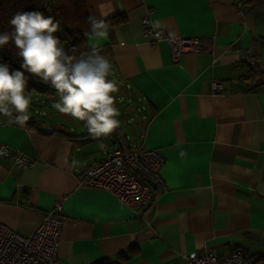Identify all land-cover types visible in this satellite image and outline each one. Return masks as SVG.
I'll return each instance as SVG.
<instances>
[{
    "label": "crops",
    "instance_id": "0c3cea01",
    "mask_svg": "<svg viewBox=\"0 0 264 264\" xmlns=\"http://www.w3.org/2000/svg\"><path fill=\"white\" fill-rule=\"evenodd\" d=\"M87 6L104 20L126 15L107 23L99 51L113 62L109 78L120 84L114 94L120 129L132 143L146 132L144 144L165 157L169 189L153 185V197L133 208L105 189L79 186L86 166L105 157V137L92 138L85 122L70 116L63 122L60 113H32L36 124L23 127L0 116V140L34 161L20 167L0 157V222L30 235L67 196L53 264H187L193 251L228 255L235 248L255 254L244 264H264V0H87ZM145 17L169 35L200 38L202 51L175 59L168 39L147 33ZM216 81L224 85L221 94L213 93Z\"/></svg>",
    "mask_w": 264,
    "mask_h": 264
},
{
    "label": "clouds",
    "instance_id": "9594fccd",
    "mask_svg": "<svg viewBox=\"0 0 264 264\" xmlns=\"http://www.w3.org/2000/svg\"><path fill=\"white\" fill-rule=\"evenodd\" d=\"M107 13L102 12L101 16ZM12 31L0 32V48L10 42L21 58V70H10L0 63V116L8 123L25 126L32 118L33 96L27 91L29 76L52 86L59 99L51 106L60 114L85 122L92 138L108 137L120 126L116 96L120 84L114 75L113 62L100 54L99 48L109 35L103 18L89 16L91 30L85 32L90 51L69 55L65 43L55 35L59 20L39 11H19L9 20ZM160 21L153 28H161ZM175 33H170V39ZM27 72L29 75H26ZM46 115V113H44ZM181 155H184L181 152Z\"/></svg>",
    "mask_w": 264,
    "mask_h": 264
},
{
    "label": "built area",
    "instance_id": "2783aa9c",
    "mask_svg": "<svg viewBox=\"0 0 264 264\" xmlns=\"http://www.w3.org/2000/svg\"><path fill=\"white\" fill-rule=\"evenodd\" d=\"M143 22L147 33L155 34L157 41H170L175 59L186 52L202 51L198 37L180 35L170 39L167 30L153 28L149 17L143 18ZM223 87L222 82H214L213 93L221 94ZM115 134V144H112L111 138H104L105 157L96 164L86 166L79 174L78 185L105 189L121 202L140 208L153 197V185L163 191L169 189L168 182L161 173L165 157L157 149L144 144L146 132L141 134V143L130 142L120 127ZM0 157L10 158L20 167L34 164L26 152L12 148L1 140ZM66 198L67 196H62L55 202L30 235H23L0 222V264H53L59 253L63 203ZM186 259L187 264H244L257 258L255 254H249L242 248H235L228 255H220L215 249L205 253L193 251L186 254Z\"/></svg>",
    "mask_w": 264,
    "mask_h": 264
},
{
    "label": "trees",
    "instance_id": "16d2710c",
    "mask_svg": "<svg viewBox=\"0 0 264 264\" xmlns=\"http://www.w3.org/2000/svg\"><path fill=\"white\" fill-rule=\"evenodd\" d=\"M19 11H39L45 17H53L59 20L60 29L55 33L63 43L69 55H79L90 51L87 47L88 37L85 32L91 30L88 17L92 16L87 6V0H0V32L12 31L9 23L11 17ZM126 19L124 13L115 14L105 19L106 23L117 24ZM0 63L10 66V70H21V58L17 55V49L11 42L4 48H0ZM26 75H29L25 72ZM27 91L55 94L56 90L34 76H29ZM28 123L35 125L36 121ZM262 259L264 257H261ZM112 264V263H110Z\"/></svg>",
    "mask_w": 264,
    "mask_h": 264
},
{
    "label": "rangeland",
    "instance_id": "374dc122",
    "mask_svg": "<svg viewBox=\"0 0 264 264\" xmlns=\"http://www.w3.org/2000/svg\"><path fill=\"white\" fill-rule=\"evenodd\" d=\"M42 96L43 97L38 99V100L34 99V96H33V102H32V106H31L30 111L33 113V115H39V116H43L46 118L57 117L56 115H59V112L57 110H55L54 108H52L51 105L59 99L58 94L57 93H55V94L42 93ZM36 111H38V112H36ZM44 113H46V115H44ZM135 114L142 115L138 111H136ZM58 117L62 118L60 120L63 122H65L64 118L67 119L66 115L58 116ZM127 125H126V127H127Z\"/></svg>",
    "mask_w": 264,
    "mask_h": 264
},
{
    "label": "water",
    "instance_id": "95a60500",
    "mask_svg": "<svg viewBox=\"0 0 264 264\" xmlns=\"http://www.w3.org/2000/svg\"><path fill=\"white\" fill-rule=\"evenodd\" d=\"M39 129H40L41 131H44V132H53V131H54L53 128H51V127H47V126H39ZM111 142H112V144H115V139L112 138V137H111Z\"/></svg>",
    "mask_w": 264,
    "mask_h": 264
}]
</instances>
